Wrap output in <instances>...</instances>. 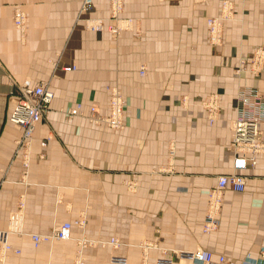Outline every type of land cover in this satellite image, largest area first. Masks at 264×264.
Wrapping results in <instances>:
<instances>
[{"label":"crops","instance_id":"0c3cea01","mask_svg":"<svg viewBox=\"0 0 264 264\" xmlns=\"http://www.w3.org/2000/svg\"><path fill=\"white\" fill-rule=\"evenodd\" d=\"M82 1L0 0V229L22 212L24 231L9 238L19 256L0 245V264H77L80 256L84 264H114L113 256L126 264H156L162 256L179 263L176 253L197 249L264 264L263 154L241 173L246 189L223 194L218 230L203 233L209 192L219 176L234 173L229 145L239 88L264 95V68L258 77L235 73L240 59L264 48V0H228L235 14L224 22L221 46L209 43L206 21L220 15L224 0H124L134 30L118 37L84 23L109 25V1L93 0L81 13ZM16 5L26 11L24 31L13 24ZM71 65L77 70L63 71ZM27 79L49 81L54 99L24 151V130L10 114L14 81ZM111 86L126 101L124 129L67 114L78 104L107 114ZM212 94L220 113L210 125L201 101ZM67 222L72 239L34 245L31 234Z\"/></svg>","mask_w":264,"mask_h":264},{"label":"built area","instance_id":"2783aa9c","mask_svg":"<svg viewBox=\"0 0 264 264\" xmlns=\"http://www.w3.org/2000/svg\"><path fill=\"white\" fill-rule=\"evenodd\" d=\"M93 0H83L81 12L86 13L93 6ZM112 5V17L116 21L115 24L105 25L104 19L93 20L89 23L88 28L99 26L101 30L118 34L121 28L118 24L121 10L122 0H109ZM234 17V7L230 1H224V8L220 15L215 18L208 19L209 42L218 46L223 42V23ZM27 15L26 12L18 7L14 8L15 27L24 31L26 28ZM113 22V21H112ZM264 68V48L260 47L254 50L252 57L242 59L237 69L238 73L252 72L259 73ZM141 74H145V67H141ZM64 71H76L77 66L71 65L63 68ZM17 87L18 100L15 103L11 114L10 121L23 128V137L18 141V147H23L26 151L31 144L37 127L44 122L50 110V104L54 99V93L51 90L49 81H41L32 83L27 80L23 83L14 81ZM109 91V107L108 113L103 114L98 105H91L89 112L86 113L82 109V105L78 104L74 108L67 111L70 117L84 116L94 125H104L113 130H122L125 128V115L127 105L120 89L116 86L108 87ZM183 106L188 105L187 97L182 101ZM201 106L206 112V117L210 125H213L220 113V98L218 94H212L202 99ZM264 124V95L254 87H240L237 95L236 117L232 123V143L230 151L233 153L234 173L221 175L218 177L216 186L209 192L207 201L206 224L203 233L210 234L219 228V216L222 209L223 194L227 190L243 192L246 189V176L243 173L249 167L257 166L258 157L264 155V133L262 125ZM48 140V139H47ZM48 141L41 142L42 147L47 146ZM173 155V149L171 150ZM44 157V155H42ZM28 167V162H25ZM77 224L83 226L84 220ZM72 224L67 222L53 229L50 234H32L31 238L35 246L44 242H52L55 240H70L72 238ZM11 235H24L23 231V215L22 212H16L11 216L7 229H0V245L4 253H15L19 255L21 251L15 249L9 243ZM85 241V240H84ZM86 242V241H85ZM83 243V242H82ZM109 243L116 247L120 246L118 240L113 238ZM85 244V243H83ZM107 244V243H104ZM176 257L183 260L179 263L172 258L162 256L156 261V264H238L235 261L227 259L221 255L217 258L208 250L197 249L192 252H178ZM261 259L264 260V248L261 250ZM111 262L114 264H126L127 259L124 257L113 256ZM187 262V263H185ZM251 262V258L246 259V263ZM77 264H84L82 256L78 258Z\"/></svg>","mask_w":264,"mask_h":264},{"label":"rangeland","instance_id":"374dc122","mask_svg":"<svg viewBox=\"0 0 264 264\" xmlns=\"http://www.w3.org/2000/svg\"><path fill=\"white\" fill-rule=\"evenodd\" d=\"M194 1H196V0H194ZM204 1V0H203ZM225 1V0H224ZM196 2H199V1H196ZM232 4H233V2L232 1H230ZM82 3H83V1H82ZM122 8H121V10H120V18L118 19V22L120 21V20H122V21H125V20H129V21H131L132 23H133V25L132 26H128V24H126L125 22H123L122 23V31H120L118 34H114L113 32H111V31H109L108 29L106 30L108 33H110L113 37H118L119 35H121L123 32H125V31H133L134 30V19L133 18H129V17H125L124 16V0H122ZM234 5V4H233ZM20 7V8H22L24 11H25V9H24V7H23V5H16V7ZM82 6V5H81ZM234 8H235V5L233 6ZM110 13H109V17H108V19L110 18V17H112V13H111V11H112V6H111V4H110ZM221 11H222V6H221V10H219V14L221 13ZM26 12V11H25ZM80 12H81V10H80ZM82 13V12H81ZM218 14V15H219ZM234 14H235V11H234ZM217 15V16H218ZM98 18H94V19H92V18H89V19H84V23H85V25L88 27V21H89V23L91 22V21H93V20H97ZM113 21V22H112ZM108 22H110V23H112V24H115L116 23V21L114 20V19H111L110 18V21H108ZM109 23V24H110ZM14 24V23H13ZM206 25H207V22H206ZM15 26V25H14ZM89 31H91L90 29H88ZM208 30V29H207ZM101 31H103V30H101ZM101 31H96V32H101ZM223 34H224V27H223ZM210 43V42H209ZM222 44H223V42H222ZM221 44V45H222ZM212 45V44H211ZM221 45H219V46H221ZM214 46V45H213ZM242 59H246V58H242ZM242 59H240V61L242 60ZM239 65H240V63H239ZM141 67H145L146 68V66H141ZM239 67V66H238ZM237 67V68H238ZM238 70L239 69H235V73L237 74V75H241V74H243V73H248V74H250V75H252L253 77H258V76H260L261 75V73H262V71H263V69H262V71H260L259 73H252V72H241V73H238ZM64 71V70H63ZM146 71H147V68H146ZM139 73H140V71H139ZM141 75V74H140ZM145 76V75H144ZM119 88V87H118ZM120 89V88H119ZM120 91L122 92V90L120 89ZM122 94H123V92H122ZM186 97V96H185ZM109 103V102H108Z\"/></svg>","mask_w":264,"mask_h":264},{"label":"bare ground","instance_id":"6f19581e","mask_svg":"<svg viewBox=\"0 0 264 264\" xmlns=\"http://www.w3.org/2000/svg\"><path fill=\"white\" fill-rule=\"evenodd\" d=\"M109 1V0H108ZM196 1H199V2H201V1H203V0H196ZM225 1H228V0H225ZM110 3V2H109ZM111 4V3H110ZM112 6V5H111ZM223 8H224V1H223V3H222V10H223ZM114 10H116V12L118 13V12H120V10L119 9H116V7H115V9ZM111 13H112V11H111ZM111 18V17H110ZM110 18L108 19V21H110ZM211 18H215V17H211ZM208 19H210V18H208ZM208 19H207V21H208ZM13 21H14V17H13ZM132 21V20H131ZM131 21H129V20H125V21H122V20H120L119 22H118V24H119V26H120V30H122V23L123 22H125L126 24H128V26H132L133 25V23L131 22ZM206 21V22H207ZM225 22V21H224ZM111 24V23H110ZM14 25H15V23H14ZM26 27H27V21H26ZM223 27H224V23H223ZM223 27H222V31H223ZM86 28L87 29H90L91 31H101V29L99 28V26H95V27H90V28H88L87 26H86ZM18 29V28H17ZM207 29H209L208 28V22H207ZM22 33V32H21ZM115 34V33H114ZM208 37H209V32H208ZM211 44V43H210ZM219 46V45H218ZM61 59V58H60ZM63 65V64H62ZM58 66V65H57ZM64 67H66V66H64ZM63 67V68H64ZM62 68V69H63ZM141 67H140V74H141ZM142 75V74H141ZM144 75H146V69H145V74ZM144 75H142V76H144ZM27 80H29V79H27ZM27 80H25V81H27ZM24 81V82H25ZM31 81V80H30ZM32 82V81H31ZM23 83V82H22ZM20 84V83H19ZM52 90V89H51ZM54 93V92H53ZM109 98H110V95H109ZM52 103V102H51ZM82 105V104H81ZM91 107V106H90ZM90 107H89V109H90ZM108 107H109V103H108ZM74 108V107H73ZM82 109L84 110V107H83V105H82ZM84 112H85V110H84ZM88 113V112H87ZM48 115V114H47ZM75 117V116H74ZM235 119V118H234ZM45 122V121H44ZM92 124V123H91ZM94 125V124H93ZM18 126V125H17ZM96 126H98V125H96ZM101 126V125H100ZM232 133V132H231ZM231 143H232V141H231ZM229 146H231V144L229 145ZM19 149V148H18ZM229 149H230V147H229ZM17 150V149H16ZM25 151V150H24ZM23 158V157H22ZM234 158V157H233ZM258 163V162H257ZM24 164V163H23ZM255 169V168H254ZM167 171V170H166ZM26 175V174H25ZM246 182H247V179H246ZM207 213V212H206ZM83 219H81L80 220V222L82 221ZM205 224H206V216H205V220H204V226H205ZM84 226V225H83ZM72 232V231H71ZM50 234V233H49ZM32 235V234H31ZM30 235V236H31ZM41 235H47V234H41ZM72 238H73V236H72ZM71 238V239H72ZM32 239V238H31ZM80 239V238H79ZM84 239V238H83ZM118 239V238H117ZM75 241H76V239H74ZM111 240V239H110ZM55 241H58V240H55ZM60 241V240H59ZM84 241V240H83ZM82 241V242H83ZM53 242V241H52ZM85 242V241H84ZM92 242V241H91ZM45 243V242H44ZM81 244V243H80ZM79 244V245H80ZM83 244V243H82ZM92 244V243H91ZM96 244V243H95ZM107 245V244H106ZM149 245V244H148ZM87 246V245H86ZM94 246V245H93ZM109 246V245H108ZM150 246V245H149ZM78 247V246H77ZM80 247V246H79ZM104 247V246H103ZM15 249H17V248H15ZM81 249V248H80ZM20 250V249H19ZM203 250V249H202ZM2 251V253L3 254H5L4 252H3V250H1ZM21 251V250H20ZM15 254V253H14ZM21 254V253H20ZM19 254V255H20ZM15 255H17V254H15ZM18 255V256H19ZM5 256V255H4ZM77 258V257H76ZM248 259V258H247ZM76 261V260H75Z\"/></svg>","mask_w":264,"mask_h":264}]
</instances>
